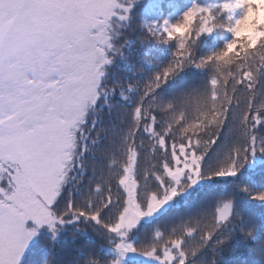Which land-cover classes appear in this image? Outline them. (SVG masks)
Listing matches in <instances>:
<instances>
[{
    "label": "snow or ice",
    "instance_id": "snow-or-ice-1",
    "mask_svg": "<svg viewBox=\"0 0 264 264\" xmlns=\"http://www.w3.org/2000/svg\"><path fill=\"white\" fill-rule=\"evenodd\" d=\"M0 264H264V0H0Z\"/></svg>",
    "mask_w": 264,
    "mask_h": 264
}]
</instances>
